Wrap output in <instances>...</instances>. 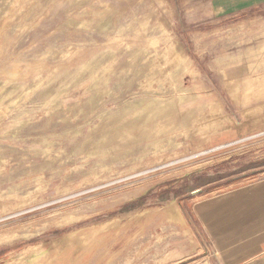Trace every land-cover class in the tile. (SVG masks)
<instances>
[{
	"label": "rangeland",
	"instance_id": "obj_1",
	"mask_svg": "<svg viewBox=\"0 0 264 264\" xmlns=\"http://www.w3.org/2000/svg\"><path fill=\"white\" fill-rule=\"evenodd\" d=\"M237 2L0 0V264L254 253L264 2Z\"/></svg>",
	"mask_w": 264,
	"mask_h": 264
},
{
	"label": "crops",
	"instance_id": "obj_2",
	"mask_svg": "<svg viewBox=\"0 0 264 264\" xmlns=\"http://www.w3.org/2000/svg\"><path fill=\"white\" fill-rule=\"evenodd\" d=\"M240 2H237L238 5H256V4H260L261 2H264V0H238ZM229 77V76H228ZM234 75H231L230 78L228 79H234ZM230 103L232 104V106H234V108L237 110L238 109V105L236 104V101L232 98H230ZM234 110V113H236L237 111ZM259 245H257V248H255V250H253L254 253L252 252H243L240 254V252H237L235 254H227V258L226 260L224 259L223 261H225L226 263L228 262V264H247L246 262L250 263V261H258L260 260V257H254L252 256L253 254H255V251H260L261 249L264 248V239H262L261 243H258ZM252 253V254H251ZM240 256H239V255ZM224 256V255H223ZM222 256V257H223Z\"/></svg>",
	"mask_w": 264,
	"mask_h": 264
},
{
	"label": "bare ground",
	"instance_id": "obj_3",
	"mask_svg": "<svg viewBox=\"0 0 264 264\" xmlns=\"http://www.w3.org/2000/svg\"><path fill=\"white\" fill-rule=\"evenodd\" d=\"M183 55V54H182ZM181 55V56H182ZM185 55V54H184ZM179 56H180V54H179ZM185 57V56H184ZM179 58V57H178ZM182 58H183V56H182ZM176 59V58H175ZM177 60V59H176ZM185 60V59H184ZM184 64V63H183ZM173 65H175V64H173ZM144 88V87H143ZM219 106V105H218ZM215 110H216V108H215ZM246 111V110H245ZM244 111V112H245ZM252 111V110H251ZM210 113V112H209ZM216 113H218V112H216ZM220 113V112H219ZM223 115V114H222ZM227 118H228V116H227ZM239 126V125H238ZM188 157V156H187ZM138 174V173H137ZM171 207V209H172V211H173V216H174V219L176 220L175 222H177V221H179V222H181V221H183V217H182V215L180 214V212L174 207V203H171V205L169 206V208ZM173 219V220H174ZM178 223V222H177ZM178 226V225H177ZM72 242V241H71Z\"/></svg>",
	"mask_w": 264,
	"mask_h": 264
}]
</instances>
